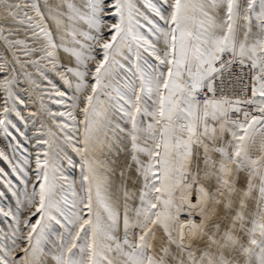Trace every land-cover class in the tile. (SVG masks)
I'll use <instances>...</instances> for the list:
<instances>
[{
    "label": "snow or ice",
    "instance_id": "snow-or-ice-1",
    "mask_svg": "<svg viewBox=\"0 0 264 264\" xmlns=\"http://www.w3.org/2000/svg\"><path fill=\"white\" fill-rule=\"evenodd\" d=\"M0 264H264V0H0Z\"/></svg>",
    "mask_w": 264,
    "mask_h": 264
}]
</instances>
